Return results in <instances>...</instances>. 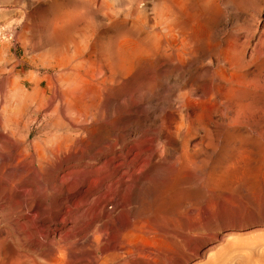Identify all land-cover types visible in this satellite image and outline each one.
<instances>
[{"label": "rangeland", "instance_id": "1", "mask_svg": "<svg viewBox=\"0 0 264 264\" xmlns=\"http://www.w3.org/2000/svg\"><path fill=\"white\" fill-rule=\"evenodd\" d=\"M162 2L0 0V128L15 133L11 146L23 139L16 147L29 155L18 170H0V178L16 179L29 166L26 173L32 169L34 174L29 172L19 188L33 190L48 212L54 204L63 205L64 213L71 209L78 215L79 224L93 223L84 233L87 240L77 238L79 243L70 252L65 245L62 264L75 258L76 264H84L89 254L92 259L100 257L96 247L94 254L86 248L91 240L102 239L97 228L105 218L106 224L112 222L110 235L121 224L128 232L121 258L112 256L108 264H264V0H215L217 17L190 11L189 16L198 12L197 18H205H198L204 22L192 30L200 39L199 51L188 59H161L157 66L158 78L163 70L162 78L154 91L144 89L147 81L142 77L141 83L128 82L127 87L100 96L98 85L90 81L87 90L94 101L89 98L84 119L54 98L59 89V73L52 67L55 27L68 20L65 25L75 31L78 22L86 28L83 42L97 31L116 35L110 23L139 14L152 16L161 6L162 12L166 4ZM217 52L229 65L217 60ZM40 89L48 93L42 97ZM42 100L46 102L41 104ZM179 111L190 125L189 136L185 137V128L176 130ZM162 120H168L167 127L161 126ZM134 133L141 141L131 140ZM121 154L141 171L120 187H111L109 182L119 171L116 156ZM85 210L92 217L80 216ZM94 210L96 215L91 214ZM1 216L3 230L7 223ZM43 250L46 256L38 257L46 260L52 250Z\"/></svg>", "mask_w": 264, "mask_h": 264}, {"label": "bare ground", "instance_id": "2", "mask_svg": "<svg viewBox=\"0 0 264 264\" xmlns=\"http://www.w3.org/2000/svg\"><path fill=\"white\" fill-rule=\"evenodd\" d=\"M214 1L215 0H164L162 2L160 0V2L166 3V4H164L165 6L163 5L162 12L161 11L159 12V10L162 8V6H161V8L159 10H157L158 13L154 9L155 12L152 14V16L143 17V14H142V16H140V14L137 11V13L139 15L132 18V19L130 17V20L127 18L128 20L116 21L113 18L115 21L112 20L114 22L110 23L109 27L111 30H113L115 32L116 35L112 34L113 35L112 36L111 33L107 30L103 31V32L101 31L102 34H98L99 31H97L95 33L93 32L94 34H92V36H89V37H91V39H89V41L87 40L85 42H83V38L85 40L87 36H85L83 34L85 33L84 31L86 28L81 27L82 25L79 27L78 25H76V24H78V22L76 23L77 20H73L72 16H68V17H72L71 19L73 21H75L76 24L75 25L73 24V25L75 27L76 26L78 27L75 29V31L70 29L69 28L70 26L69 27L67 26L68 24L65 25L66 23H69L68 20H67V22L65 21L66 23L64 22L65 24L63 23L65 26L62 24H61L62 26L57 25L58 27L57 28L55 27V30L57 29V31L53 30L56 33H55V37H53L54 40L52 43V44H54V47H53L54 49H53V53H52L53 54L52 62H54V63H53L52 67H53V69H56L58 71L57 73H59V75H58L59 77L57 79L58 83H59V89H58L56 96L54 98L59 99V102L61 103V105L66 107V110L68 109L69 112L72 111L79 118L83 117V119H84V118H87V111L89 110V108L87 107L88 102H89L88 100H89V98L90 99L92 98V100H93V97H94L93 93H91L92 91H90V93L92 94V96H91V94H89V91L87 90V87H88L87 85H89L90 81H92L93 83L96 82L95 84L98 85V91L97 92L100 95L103 93L105 94V92H108V94H109V90H112L115 87L120 88V89H122V87H127L126 84L128 82L141 83L139 81L141 79H143L142 77H145L144 79H146V81H147V86H146V83L143 81L144 80L143 79L142 81L144 82V85L146 87V88L144 87V89H146L148 92H151L153 90V88L155 87V83L157 82V79L159 81V79L161 77V73L163 71V70L161 71L160 76L158 78V66L160 64L157 66V63L161 59L163 60V59L168 58L169 60L171 59L173 61H178V60H181L183 58L193 56L195 51L196 52L199 51L200 46H198L196 44L200 43V39L196 38L197 35H195V37L193 36L194 34L192 33V30L196 29L197 26L201 25V23H203L204 21L202 19L201 21H203V22H200V19H198L201 17L200 15L198 18L196 17L198 12L192 13V14H196V16L195 15L192 16L191 14L189 16V13H190V11L198 10L201 15L205 14V13L203 14V12H206V13L209 12V14L211 13V15H212V13H213V15H215L217 17V14L215 13L216 11L214 10L216 8V4H214ZM218 1H220V0H218ZM97 3H99V2L97 1ZM162 3H160V4L162 5ZM103 6H104V4H103ZM93 8H91V9L93 10ZM99 8H100V6H99ZM158 8H159V6H158ZM84 9L86 10V8H84ZM156 9H157V7H156ZM85 10H83V11H85ZM97 10L99 11V9H96V11L94 10L95 13H97ZM140 11H142V10H140ZM98 14H101V11H100V13L98 12ZM95 15H97V14H95ZM207 15L205 14V16H207ZM218 15L220 17V13ZM64 17H66V16H64ZM201 18H204V17L202 16ZM206 18H208V17H206ZM108 19L109 18H107V20ZM215 19L217 20L218 18H215ZM99 20H101V19H99ZM103 20H104V18H103ZM158 20H159V22H158ZM208 21L209 20H207V22ZM61 22H59V23H61ZM72 22L70 20V24ZM95 23H97V22H95ZM103 23H105V22H103ZM100 25H102V24H100ZM103 26H104V24H103ZM103 26H102V29H103ZM95 27H96V24H95ZM95 27H94V29H95ZM98 27H99V25H98ZM106 29H108V28H106ZM110 29H108V30H110ZM73 32H75V33L73 34ZM51 42H52V40H51ZM104 44H109L110 47L108 45H106L108 47H105ZM193 45H196V46H193ZM195 47L198 50H194ZM216 47H217V45H216ZM215 50H213V51H215ZM51 56H50V58H51ZM208 56H210V54ZM215 56H217V60L219 62L228 64V62H226L227 60L223 54L218 53ZM212 59L213 58H211L210 60H212ZM212 62H213V60H212ZM184 63H185V61H184ZM171 64H173V63H171ZM179 65H181V64H179ZM175 66H176V63H175ZM187 66H189V65H187ZM195 67H196V65H195ZM221 67H223V66H221ZM165 68H163V69H165ZM192 68H194V67H192ZM184 69H185V67H184ZM216 70H217V68H216ZM166 71H165V74H166ZM170 71L171 70L169 69V72ZM172 73L173 72L171 71V75H172ZM167 74H169V73H167ZM168 76L170 77V75H167V78H168ZM214 76H215V74H214ZM173 77H175V76H173ZM177 78H179V77L177 76ZM177 78L175 81H177ZM53 82H55V81L53 80ZM157 83H159V82H157ZM53 84H55V83H53ZM128 84H130V83H128ZM55 85H57V83ZM91 85H92V83H91ZM52 89H54V88H52ZM92 89H95V87ZM138 89H141V87L138 86L137 90ZM157 89H159V88H157ZM89 90H91V89H89ZM38 91L42 97H43V95L48 93L46 91V89L45 90L40 89ZM86 91H88V92H86ZM121 91H123V90H121ZM140 91H142V90H140ZM137 93H139V92L137 91ZM191 93H192V95H194L193 92H191ZM17 96H19V95H17ZM52 96H53V94L50 97H52ZM100 96H102V95H100ZM156 96H155V98H156ZM146 97H148V95ZM151 97H149V99H152ZM155 98H153V99H155ZM97 99H98V97L96 98V100ZM96 100H95V103H96ZM43 101L44 100L41 101V104H43ZM46 101H44V102H46ZM56 103H58V101ZM19 104H20V102H19ZM48 104H50V101ZM91 104L93 105V103H91ZM57 105L59 106V104H57ZM44 106H47V105L45 104ZM58 106H55V107H58ZM88 106L90 107V105H88ZM53 110H54V108H53ZM7 112L8 111H6V113ZM54 112H56V111H53V113ZM72 112H71V114H72ZM49 113H51V112H49ZM181 113H182V111H179L180 122L177 123L176 130H177V132H179V131L181 132V129L185 128L186 134H184V133L183 134L186 137L188 134H190L191 129H190L189 124L184 123V118L181 116ZM56 114H58V113H56ZM65 114L63 116H65ZM168 116H170V115H168ZM71 117H73V115ZM164 117H165V115L163 116V118ZM6 119H8V116H6ZM58 119H60V117H58ZM1 120L2 119L0 118V125L2 126L3 123H1ZM70 122H72V121H69V124H70ZM79 122H81V121L79 120ZM18 124H19V122H18ZM167 124H169L168 120L167 121L162 120V125H161L162 127H167ZM75 125H76V123H75ZM2 128H4V127L0 128V170H5L7 168L8 169L9 168L16 169L17 167H19L21 162L25 160L24 158L27 157L28 152L26 153V149L24 150V148H23V150L20 149V151H19V147H16L18 145V143L21 142V140L18 143L16 142V144H17L16 146L15 145L11 146V143H12V140L15 136L14 135L15 133H11V132L8 133L7 132L8 134H6L4 132V129H2ZM141 139L142 138L138 134H135V133L131 137L132 141H138L139 142V141H141ZM22 142H24L23 139H22ZM22 142H21L20 146L22 145ZM71 143H72V141H71ZM72 145H73V143H72ZM64 146H66V143ZM68 148H71V146ZM74 149H76V148H74ZM60 152L62 153V151H60ZM39 154H40V152H39ZM66 155H67V153H66ZM126 155L128 156L129 154H126ZM40 156H41V154H40ZM70 156H71V154H70ZM116 157H117V162L119 161L117 164V168L119 171H118V174L113 179L110 180L109 186H111V187L114 185L120 187L121 183H124V180L133 179L134 175L138 171L139 172L141 171V168H139V169L137 168L138 169L137 170L135 167L132 166L131 163H129L128 160H125L126 157L124 158V156L122 154L118 155ZM31 162L28 161V163H31ZM22 164H23V162H22ZM26 164L27 163L25 162V165ZM28 167L25 166L24 168L28 170ZM32 168H34V167H32ZM37 169H39V168H37ZM16 170H18V169H16ZM27 170L24 172L22 171V173L20 172L19 175L16 173L17 171L16 172L14 171V173L17 174L16 179H14V178L13 179H11V178H9V179L8 178L7 179L6 178H0V202L3 200V204L2 205L0 204V207H1L0 216L2 215L1 217L4 218V220L7 223L6 228L3 230H0V241L3 240L0 243L1 244L0 245V264H62L63 258L61 255L64 254L63 251L66 250L65 245H68V247H69L68 252H70L71 248L73 250V247L78 245L81 236H82V239L87 240V237L84 233L86 232V228L89 229V226H92L93 223H91L90 221L87 222L88 221L87 220L86 222H83V224H81L82 222L79 224L78 223L79 218L77 217L78 215L76 216L74 214V212L71 211V209L67 210V212L64 213L63 212L64 209L62 210L63 205L59 206L57 204V206H59V208H54L55 204L53 203L54 204L53 208L51 207L52 209L51 210L49 209L50 211L48 212L44 208L45 205L43 206L41 204L40 200L37 198V196L32 192L33 190L32 191L25 190V188H24V190H22L21 189L22 187L19 188L20 182L24 181L23 179H25L27 177L26 175L32 169L31 170L29 169L30 171L28 173H26ZM33 170H35V169H33ZM14 173L12 174L13 176L15 175ZM30 173L32 174V172H30ZM40 173L42 174V172H40ZM33 174H32V176H33ZM37 175H38V173H37ZM37 175H35V176L38 177L39 175L38 176ZM9 177H10V175H9ZM36 180H37V178H36ZM39 180H40V178H39ZM37 182L39 183V181H37ZM25 183H26V181H25ZM23 185H21V186H23ZM34 192H36V191H34ZM41 201H43V200L41 199ZM47 207H49L48 204H47ZM67 208H70V207H67ZM87 212L85 210V212L81 213L82 215H80V216H82L83 218L84 217H89V218L92 217V216H89L90 214H88ZM91 214L96 215L95 210ZM101 215H99V216H101ZM44 219H46L48 221L47 224H43ZM80 220H79V222H80ZM98 222L101 223L100 221H98ZM105 222H106V218H105ZM105 222H103L104 224H101L99 227L97 226L98 224L97 225L94 224L95 225L94 228H96V226L98 227L97 233L98 232L100 233L102 239L101 240H98V239L91 240V243L87 244L88 246L86 248V252L89 253V252H91L92 247H96V249H97L96 252L98 253V255H100V257L99 258L94 257V259H92V258H89V257H91V255L89 254L88 257L85 256L86 259L84 260L85 261L84 264H108V260H110V258L112 256H117V258H121L122 252H123L124 247L126 245L125 240L127 239L126 237L128 236V232L126 231V226L121 224L122 222H119L121 225H119V227H117L118 225L116 224L117 226L114 228L115 229L114 234L111 233L112 235H110L109 234V232H110V225L109 224H111L112 222L111 223L108 222L109 224H106ZM59 225H60V227H58ZM112 230H113V228H112ZM87 236H88V234H87ZM90 236H88V237H90ZM93 236H91V238ZM77 238H79V240H77ZM85 243H87V242H85ZM127 246H129V245L127 244ZM33 248H35L36 250H34ZM48 248H51L52 252L50 254L47 252L48 256H47L46 260H41L39 257L44 258L46 256V255L42 254V252L44 251L43 249H48ZM80 250H81V248H80ZM74 251H75V248H74ZM66 253H67V251H66ZM72 253H73V251H72ZM91 253H93V252H91ZM94 253H95V250H94ZM79 254H80V252L78 253V255ZM79 257H83V256H79ZM79 257H78V259L82 260ZM68 258H70V257H68ZM72 259H74V258H72ZM63 260H65V259H63ZM76 261H77V259L75 258L74 262H70V264H76L78 262V261L77 262Z\"/></svg>", "mask_w": 264, "mask_h": 264}]
</instances>
